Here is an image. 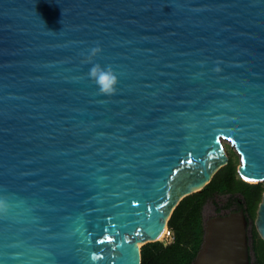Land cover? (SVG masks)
I'll return each instance as SVG.
<instances>
[{
    "label": "water",
    "instance_id": "95a60500",
    "mask_svg": "<svg viewBox=\"0 0 264 264\" xmlns=\"http://www.w3.org/2000/svg\"><path fill=\"white\" fill-rule=\"evenodd\" d=\"M223 141L264 182V0H0V264H141ZM191 264H250L243 209Z\"/></svg>",
    "mask_w": 264,
    "mask_h": 264
},
{
    "label": "trees",
    "instance_id": "16d2710c",
    "mask_svg": "<svg viewBox=\"0 0 264 264\" xmlns=\"http://www.w3.org/2000/svg\"><path fill=\"white\" fill-rule=\"evenodd\" d=\"M229 161L221 167L201 191L185 196L175 207L167 224L173 240H157L141 247V264H191L203 242L205 205L211 200L217 214L243 209L248 221L250 264H264V240L254 221L264 193V182L250 183L238 174L237 156L231 151ZM224 197L223 203L216 198Z\"/></svg>",
    "mask_w": 264,
    "mask_h": 264
},
{
    "label": "clouds",
    "instance_id": "9594fccd",
    "mask_svg": "<svg viewBox=\"0 0 264 264\" xmlns=\"http://www.w3.org/2000/svg\"><path fill=\"white\" fill-rule=\"evenodd\" d=\"M97 51H99V49L93 50L94 53ZM88 76L98 86L101 95L111 96L115 94V86L118 80L111 68L104 69L99 64H96L90 69ZM6 208L7 204L5 200L0 199V211H4Z\"/></svg>",
    "mask_w": 264,
    "mask_h": 264
},
{
    "label": "rangeland",
    "instance_id": "374dc122",
    "mask_svg": "<svg viewBox=\"0 0 264 264\" xmlns=\"http://www.w3.org/2000/svg\"><path fill=\"white\" fill-rule=\"evenodd\" d=\"M224 146L226 148L227 153H229V151H231L233 154H235L237 156V161H239V156L236 153V151L234 150L233 147H231L228 142L223 141ZM219 202L223 203L225 201L224 197H217L216 198ZM217 215V211H216V207L214 205V203L210 200L204 208V216H205V220L208 219L209 217H214ZM248 233H249V229H248ZM173 240V235L171 237H162L160 238V241H163L165 244L170 243ZM251 241H248V244H250ZM250 253V252H249Z\"/></svg>",
    "mask_w": 264,
    "mask_h": 264
},
{
    "label": "built area",
    "instance_id": "2783aa9c",
    "mask_svg": "<svg viewBox=\"0 0 264 264\" xmlns=\"http://www.w3.org/2000/svg\"><path fill=\"white\" fill-rule=\"evenodd\" d=\"M173 235L172 230L167 226L164 232V237H171Z\"/></svg>",
    "mask_w": 264,
    "mask_h": 264
},
{
    "label": "bare ground",
    "instance_id": "6f19581e",
    "mask_svg": "<svg viewBox=\"0 0 264 264\" xmlns=\"http://www.w3.org/2000/svg\"><path fill=\"white\" fill-rule=\"evenodd\" d=\"M164 232H165V230H164ZM164 232H162L159 236H158V240H160V238H162L163 236H164Z\"/></svg>",
    "mask_w": 264,
    "mask_h": 264
}]
</instances>
